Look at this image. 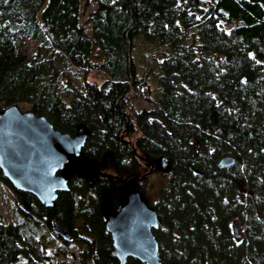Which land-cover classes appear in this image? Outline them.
<instances>
[{
  "label": "trees",
  "instance_id": "obj_1",
  "mask_svg": "<svg viewBox=\"0 0 264 264\" xmlns=\"http://www.w3.org/2000/svg\"><path fill=\"white\" fill-rule=\"evenodd\" d=\"M80 3L94 4L87 34ZM137 41L158 53L141 60L145 71L133 61ZM66 64L83 76L65 102L55 78ZM93 71L100 79L86 80ZM129 89L151 107L136 110ZM17 103L60 132L86 130L82 160L111 177L88 182L72 166L66 191L44 207L0 174L22 215V226L0 217V264L30 256L43 231L78 245V264H117L99 191L157 173L153 201L142 178L133 188L157 213L160 264H264V0H0V110ZM222 156L234 162L217 165ZM158 157L166 168L148 172Z\"/></svg>",
  "mask_w": 264,
  "mask_h": 264
},
{
  "label": "water",
  "instance_id": "obj_2",
  "mask_svg": "<svg viewBox=\"0 0 264 264\" xmlns=\"http://www.w3.org/2000/svg\"><path fill=\"white\" fill-rule=\"evenodd\" d=\"M87 131L77 126L74 133L60 132L53 128L44 115L30 110L20 111L12 104L0 110V174L10 187L28 192L44 207H51L57 192L66 191V175L75 166L85 175L88 182L100 175L82 160L81 147ZM234 162L231 156H222L217 165L229 166ZM150 168H166L165 159L158 157L147 162ZM131 176L119 181L118 186L99 191L101 221L110 239V255L117 264H124L127 257L141 264H160L159 243L152 230L160 225L157 213L140 197L133 185L140 180ZM120 192L116 194V190ZM116 197V205L109 206ZM59 237L68 238V233L57 222H52ZM236 235V222L232 223Z\"/></svg>",
  "mask_w": 264,
  "mask_h": 264
},
{
  "label": "rangeland",
  "instance_id": "obj_3",
  "mask_svg": "<svg viewBox=\"0 0 264 264\" xmlns=\"http://www.w3.org/2000/svg\"><path fill=\"white\" fill-rule=\"evenodd\" d=\"M93 8V3H89L86 6L80 3L78 25L81 26L86 34L89 33V24L86 22V16L87 13ZM35 45L36 43L34 41H28L26 45L27 53H34L36 50ZM151 48H154V46L147 45L146 43H142L140 41L135 43L134 51H132V53L134 54L133 61L137 66L139 63H141V60L148 63L151 62L152 59L148 57L149 54L151 56L158 57L157 50H153ZM151 50L153 51L149 52ZM138 69L145 71L144 65H139ZM84 75L85 79L88 81H92V76L96 77L95 81L100 79V73L97 71L89 72L88 74ZM82 76V70L77 69L70 64H66L61 68L60 72L55 78V82L58 85L59 93L62 98H64L66 95H69L68 90L70 87L78 88L81 83ZM126 94L136 110H140L141 108L148 109L151 107V104L142 99L136 91L129 89ZM64 101L66 102L67 98H64ZM16 106L20 111H26L29 109V106L25 103H17ZM163 181L164 178L160 175V173L150 174L143 179V192L149 197L151 201L156 198V188L161 185ZM0 217L4 222L17 223L22 226V224L19 223V217H22V215L19 214V211L16 208L13 194L11 190L2 182H0ZM37 226L38 225L36 222L31 223V227ZM26 231H29V228H26ZM30 243V249L33 251L30 256H18L17 259L10 264H78L77 261L79 246L74 243H68L61 247V244L49 239V234L47 231H43L41 236L30 240ZM86 264L91 263L86 261Z\"/></svg>",
  "mask_w": 264,
  "mask_h": 264
},
{
  "label": "flooded vegetation",
  "instance_id": "obj_4",
  "mask_svg": "<svg viewBox=\"0 0 264 264\" xmlns=\"http://www.w3.org/2000/svg\"><path fill=\"white\" fill-rule=\"evenodd\" d=\"M120 192V189L116 190V194Z\"/></svg>",
  "mask_w": 264,
  "mask_h": 264
}]
</instances>
